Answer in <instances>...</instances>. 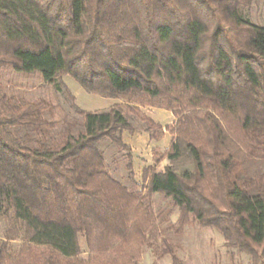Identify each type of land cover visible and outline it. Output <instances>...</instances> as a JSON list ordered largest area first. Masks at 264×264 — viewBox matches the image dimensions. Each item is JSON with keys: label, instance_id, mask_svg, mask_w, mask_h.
I'll use <instances>...</instances> for the list:
<instances>
[{"label": "trees", "instance_id": "16d2710c", "mask_svg": "<svg viewBox=\"0 0 264 264\" xmlns=\"http://www.w3.org/2000/svg\"><path fill=\"white\" fill-rule=\"evenodd\" d=\"M255 1L0 0V73L38 72L57 90L68 76L176 119L163 129L137 107L73 105L81 121L53 137L50 103L0 84V264H138L156 232L154 195L178 211L176 233L196 222L264 264V22L243 12ZM124 131L172 138L152 151L144 193ZM104 140L126 154L129 187L108 173Z\"/></svg>", "mask_w": 264, "mask_h": 264}, {"label": "rangeland", "instance_id": "374dc122", "mask_svg": "<svg viewBox=\"0 0 264 264\" xmlns=\"http://www.w3.org/2000/svg\"><path fill=\"white\" fill-rule=\"evenodd\" d=\"M263 11L264 0L255 1L249 8L243 10L254 23H261L260 16ZM58 81L62 84L60 90L55 89L52 84L44 83L38 72L19 74L9 68H2L0 73L3 93L18 99H44L50 103L49 120L53 124L50 134L53 137L61 134L65 122L81 121L75 114L73 105L84 112L91 113L106 112L116 105L123 108L125 105L139 108L138 105L131 104L124 99H105L88 94L68 76L62 75L58 77ZM139 111L141 112L140 108ZM98 147L104 154L106 168L111 177L129 187L125 169L126 154L107 140L101 141ZM165 164H160L157 169L161 170ZM144 188H146L145 182L140 183L137 191L144 193ZM151 205L157 217L156 232L150 246L143 248L138 264H171L170 255H163L165 249L163 241L172 247L173 252L183 264H250L247 256L226 249L219 233L209 228H201L196 222L186 226L182 233H176L175 227L179 213L172 207L169 200H165L160 195H154ZM4 229L5 225L0 222V243L4 240ZM19 246V242H13L11 250L16 251ZM80 246L81 258L85 259L86 249L83 239H80Z\"/></svg>", "mask_w": 264, "mask_h": 264}, {"label": "crops", "instance_id": "0c3cea01", "mask_svg": "<svg viewBox=\"0 0 264 264\" xmlns=\"http://www.w3.org/2000/svg\"><path fill=\"white\" fill-rule=\"evenodd\" d=\"M250 17V16H249ZM251 19V18H250ZM261 23L264 22V11L260 16ZM256 23V24H261ZM74 97V96H73ZM141 113L159 124L163 129L166 126L173 125L175 118L171 112L153 107H139ZM122 142L129 147L132 158V172L135 183L139 186L142 181L143 171L151 165L153 161L152 151L155 149L163 153L170 145L171 136L164 131L162 138L158 141H152L148 133L144 132H122ZM165 163V161L163 162ZM162 163V164H163ZM147 181L145 182V184Z\"/></svg>", "mask_w": 264, "mask_h": 264}]
</instances>
